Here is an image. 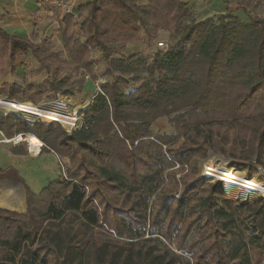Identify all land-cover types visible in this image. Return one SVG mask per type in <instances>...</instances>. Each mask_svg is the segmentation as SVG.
I'll use <instances>...</instances> for the list:
<instances>
[{"label":"trees","instance_id":"obj_1","mask_svg":"<svg viewBox=\"0 0 264 264\" xmlns=\"http://www.w3.org/2000/svg\"><path fill=\"white\" fill-rule=\"evenodd\" d=\"M189 5L92 0L77 18L61 21L70 62L0 30V79L11 67L17 75L18 57L47 72L73 66L91 73L93 52L102 53L112 78L72 134L16 113L0 120L8 140L31 134L42 153L67 167L38 194L13 178L25 187L27 210L0 209V264H264V199L231 200L198 170L210 150L246 151L243 167L254 160L264 170V18L189 23ZM159 31L170 35L167 53L115 57ZM141 75L144 82L134 86ZM51 86L54 94L61 90ZM1 92L38 105L47 88L13 83ZM165 118L172 133L154 132ZM16 188L8 194L21 200ZM263 189L241 185L239 192Z\"/></svg>","mask_w":264,"mask_h":264},{"label":"rangeland","instance_id":"obj_2","mask_svg":"<svg viewBox=\"0 0 264 264\" xmlns=\"http://www.w3.org/2000/svg\"><path fill=\"white\" fill-rule=\"evenodd\" d=\"M184 2H188L189 4H191V0H184ZM196 2L199 3V11H191L192 15L190 17L189 23L201 22L208 19H213L216 21L219 16L230 17V15L237 16L243 23H249L252 17L264 18V0H218L217 2L216 0H196ZM49 16L50 21L48 22V24L50 29L45 34L46 36L43 38H39L40 32L39 30H36V34H30V37H33V39L35 38L36 41L40 40V42L34 41V44L42 46L44 50L58 54L62 59L70 62L69 55L66 51H64V36L61 29L62 22L61 20L59 21L56 12L54 13L49 10ZM73 30L75 32L76 38L82 39L81 32L76 31V29ZM158 41H168V43L170 44V35L161 31L152 35L147 34L136 46V49L130 51L127 48H124L123 50H121L119 55H115V57H124L128 59L132 55L141 54L142 58H151L154 54L160 51V49L157 47ZM90 58L96 64L91 73L82 69H76L73 66L57 71L53 70L52 72H47L44 67L39 66V64L33 58H27L23 59V62L19 61L17 63L20 75L17 73V75H13L12 77H16L23 81L24 83L21 86L33 83L35 85L41 86L42 88H47L46 96L37 105L38 107H40V109L43 108L42 110H47L50 112L53 110L57 112V109L52 108L49 104L56 103L58 101L66 104L70 110H84L86 109L87 104L91 103L93 97L97 94L95 90V84L98 83L101 85L112 80V78L108 74V64H106V62L104 61L102 53L93 52ZM133 76L134 75H127L126 78H130ZM141 77V80L139 79L133 82L134 86H140L144 82V79L146 78L145 75H141ZM51 84H57L58 86H60L61 90L57 92V94H54L51 89ZM0 93V120L14 113L23 118V115L20 112L12 109V107L10 108V106L7 105L10 98L2 94V92ZM46 117L47 116L43 114V116H39L38 119L46 120ZM38 119L36 118L35 120ZM153 130L154 132L159 133H172L173 131L171 129L170 120H168L167 118L160 119V122L155 124ZM13 144L14 142H8L7 140L5 142V145L8 146V148ZM245 154L246 151L241 150L236 151L235 156H227L222 152L217 153L214 150H210L208 151L205 160L202 162L203 167H201V169L198 168V170L200 171V173H204L207 167H212L220 173L236 172L237 175L244 177L245 179H252L256 184L264 188V170L258 168V165L254 164L256 162L254 160L252 162L246 163L247 168H245L246 166L243 167V164L240 160L241 158L239 156L241 155V157H244ZM42 163H44V165H41ZM250 164H252V166H250ZM33 168V172H26L24 173V178H22L21 176L20 177L29 188V190H32L34 193L38 194L45 188V186H47L54 180V177L58 178L60 174H65V170L67 167L65 162L62 163L60 161V163H58L55 155H53L52 157H47L45 159L39 160L38 165H33ZM4 174H6L7 176H12L14 178L16 177V174L19 176L18 172L15 170L13 171L12 169L10 171L6 169L4 171ZM177 177H179V175ZM207 182L211 184H219L218 181L212 179H209V181L207 179ZM240 186L241 184H238L232 190H227L226 188H224V186L223 188L227 196L234 201L244 200L248 201L251 204L257 199H264V194L261 193L255 195L241 194L239 192ZM21 189L22 194L20 198L21 200H23V204L25 205V208L21 210V213H25L27 210L26 191L23 185H20V190Z\"/></svg>","mask_w":264,"mask_h":264},{"label":"crops","instance_id":"obj_3","mask_svg":"<svg viewBox=\"0 0 264 264\" xmlns=\"http://www.w3.org/2000/svg\"><path fill=\"white\" fill-rule=\"evenodd\" d=\"M92 0H78L77 6H83L91 2ZM218 0H216L217 2ZM54 0H0V30L5 31L8 35L22 37L24 39L30 40L34 43L35 38L30 37V34H36V30H39L40 36L39 38L45 37L47 31L50 29L48 22L49 19V10L57 13V17L59 21L63 20L62 14L60 10L53 5ZM191 4L189 5L192 11L198 10V2L191 0ZM214 4V3H213ZM51 14V13H50ZM36 42H40L36 41ZM139 43H135L127 46L126 48L130 51L136 49V46ZM37 45V44H35ZM126 49V50H127ZM24 57H18L17 61L13 65L15 67L16 72L20 75L18 71L19 67H17V63L23 62ZM12 67L6 72V75L0 79V92L1 88L4 84L13 85V83H18L23 85V81L16 77H12ZM1 94V93H0ZM22 118V117H21ZM31 135V134H30ZM30 135H19L13 139L14 144L8 148L5 145L6 140H8L2 132H0V171H5L8 169L9 171L12 169L13 171H17L19 177L24 178V173H31L34 171L33 165H38V161L41 159H45L47 157H52L55 155L54 153H42L43 143H40L38 150L33 153L31 152V148L29 145V141L25 139H19L20 137H27ZM33 136V135H31ZM4 138V139H3ZM12 149H18L19 151H25L26 155L13 154ZM56 160L60 163L59 158L55 155ZM46 164V163H45ZM41 165H44L42 163ZM7 176V175H6ZM9 177V178H7ZM5 178H0V209H7L13 212L21 213L23 210V200L15 199L8 194V189L11 187H17L16 190H19V196H21L20 187L18 184L21 183L15 181L12 176H7ZM60 177V175L58 176ZM57 177H54L56 180ZM48 180V179H47ZM46 180V181H47ZM53 180V181H54ZM50 182V181H49ZM48 182V183H49ZM18 183V184H17ZM47 185V184H46ZM46 188V186H45ZM40 193V192H39ZM14 199V200H12Z\"/></svg>","mask_w":264,"mask_h":264},{"label":"built area","instance_id":"obj_4","mask_svg":"<svg viewBox=\"0 0 264 264\" xmlns=\"http://www.w3.org/2000/svg\"><path fill=\"white\" fill-rule=\"evenodd\" d=\"M78 0H54L53 5L56 6L61 14L62 17H66L68 15H73L75 18H77V9L79 8L77 6ZM169 43L168 41H158L157 47L160 49V51L167 53L169 50L168 47ZM102 85V84H101ZM101 85L96 83L95 84V90L96 95L93 97V100L98 96V94L101 92ZM10 98V97H9ZM61 102V101H58ZM56 102V103H58ZM51 103V104H56ZM49 104V105H51ZM8 106L12 107V109H15L16 111L20 112L23 115V119H25V122L34 123L36 121H40L41 123H60L63 128L66 130L68 134H72L73 131L77 129H81L85 123L84 114L82 113L83 110H70L67 105H64V109L58 108L57 112H50L47 110H42L37 105L28 102V103H21L17 101L16 99H9V102L7 103ZM90 105L87 104V106ZM53 108V107H52ZM87 108V107H86ZM56 109V108H54ZM46 115V120H39V116ZM32 115L34 119H29L28 116ZM38 120H35V119ZM8 142H13V139L7 140ZM255 164V163H254ZM252 166V164H251ZM204 174V175H203ZM201 178H203L205 181H209V179L218 181L219 184H222L224 188L227 190H232L236 187V185L241 184L246 187H252V188H260V185L256 184L254 180L252 179H245L244 177H241L237 175V173H225V172H218L216 169L212 167H207L206 171L201 174ZM264 190V189H263ZM259 193L264 194L263 191H260ZM257 193V194H259ZM239 194V193H237ZM250 195V194H249ZM255 195V194H254Z\"/></svg>","mask_w":264,"mask_h":264},{"label":"bare ground","instance_id":"obj_5","mask_svg":"<svg viewBox=\"0 0 264 264\" xmlns=\"http://www.w3.org/2000/svg\"><path fill=\"white\" fill-rule=\"evenodd\" d=\"M72 103V102H71ZM64 103L62 102H58L56 104H51L50 106L53 107V108H60V109H64ZM79 106V105H78ZM77 106V107H78ZM85 106V105H84ZM70 107V106H69ZM6 108V107H5ZM11 108V107H10ZM43 109V108H42ZM79 110V109H78ZM53 111V110H52ZM55 112V111H54ZM29 119H34V117L32 115H29L28 116ZM19 139H25V140H28L29 141V145H30V148H31V152L35 153L37 150H38V147L40 146V143H41V140L37 139V137H34V136H27V137H20Z\"/></svg>","mask_w":264,"mask_h":264}]
</instances>
